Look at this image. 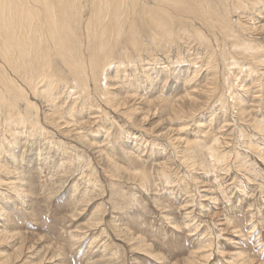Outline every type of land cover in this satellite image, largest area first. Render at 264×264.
Listing matches in <instances>:
<instances>
[{"label":"rangeland","instance_id":"1","mask_svg":"<svg viewBox=\"0 0 264 264\" xmlns=\"http://www.w3.org/2000/svg\"><path fill=\"white\" fill-rule=\"evenodd\" d=\"M43 1L2 11L76 14L85 71L89 47L117 50L111 29L134 28L140 10L158 9L153 0H107V9L75 0L84 8L75 12L74 0ZM207 1L211 16L225 11L235 35L190 18L172 39L165 33L137 49L122 37L118 46L132 58L97 64V88L92 79L74 87L57 50L37 44L34 70L54 81L40 77L31 91L14 79L34 119L9 122L0 109V264H264V1ZM47 86L45 100L38 93Z\"/></svg>","mask_w":264,"mask_h":264},{"label":"bare ground","instance_id":"2","mask_svg":"<svg viewBox=\"0 0 264 264\" xmlns=\"http://www.w3.org/2000/svg\"><path fill=\"white\" fill-rule=\"evenodd\" d=\"M24 1L25 2L28 1V3H29L30 0H0V83H1V85L3 84V89L2 90L0 89V109H3V111L5 112V115H6V119L9 122H13V121L18 122L19 121L20 123H23L24 121H30V119L32 118L33 105L28 103L27 100L24 98L23 90L20 89L19 86L16 85V83H15L16 80H14V79L19 78V79L23 80L21 82L25 83L24 86H26L31 91H32V89L37 87V84H39V83H37L38 78L40 81L42 79V82H43V80H46V81H44L45 84L51 80L54 81V79H51L53 76L46 75V73L48 71V70L46 72L44 71L45 70L44 68H46V67L43 68L44 70L41 68V71L45 72L43 74L39 73L40 71L34 70V65H32V64H33V59L37 56V54H36L37 51L35 52V50H36V47H38V46L39 47H41V46L47 47L48 45H52L53 48H55L54 50H57V52L56 51L55 52L58 56H56L55 58H57V57L60 58L62 63L65 64L66 70H67L66 74L68 75L67 77L72 78V81H74L73 84H75V85H73L74 87H77V86L78 87H88L87 82L89 79L90 80L92 79L95 87L97 88L98 78L96 75H99L97 72L99 70V68L97 67V64L103 63L104 65H107L106 62L112 61L114 59L115 55L116 56L121 55V53H123V55H125V57H127V56L129 57V54H126L127 50L126 49H120L118 46L120 44L119 41L121 40L122 37H124V43L123 44L127 45L125 47H128V46L131 47V45H134V46H136V49H137L138 48L137 45L139 46V44H140L139 42H141L144 39L145 40L148 39V41L150 43L154 42L156 40L160 41L165 33H166V36H169L172 39L175 36V34H178L179 31H182L180 29L183 27H181L180 23L181 22L187 23L188 20L190 21V18H191V20L197 19L200 23L206 25L207 27H209L208 25L212 24L213 25V27H212L213 31H216V29H218V31H220V32H228V33H232L233 35H235V33H236V31H234L233 28H230L232 26H230L229 22L227 21L228 15L226 16V13H224L225 11L223 13H221L219 10H218L219 11L218 12L217 9L215 8V9H213V12L215 14L214 17L210 15L211 6L208 5L207 0H153V1H155L156 7L158 8V9H156L157 11H153L152 9L140 10V12H141L139 14L140 17L138 15V17L140 18V19H138L139 22L137 21V19H136L137 17H136L135 21L128 23V27L130 25L132 26V24H134L136 27L133 25L134 28L125 29V31H124L123 27L119 28L118 26L117 27L115 26L111 29V32H114V34H115L114 42L116 43L115 47H117V50H114L112 48L107 49V47L105 46L106 43L104 41L106 40V38H105L106 37V31H108L109 29L106 27L105 28L103 27L101 29V31H102L101 33L104 35V38H103V35L101 34V36L103 38V44L105 43L104 46L106 48L104 46H101V44H99L100 46L97 45L98 42L96 44L98 47L97 51H93L94 49L93 50L91 49V51H89V49H90L89 46H88L89 49L86 48L88 50L89 59L87 61H85L87 64V70H88V71L87 70L85 71L84 70V69H86L85 64H83L77 60V53H78L77 49L79 50V53H81L82 48H81V46H79V44H81L82 42H81V38L79 37V34H81V33H79V34L76 33L77 32L76 26H78L80 24V23L78 24L75 21V20H77V19H75L76 14L75 15L56 16L55 11L51 8L48 9L47 6L52 5V3H54L53 1H57V3H61L63 1H61V0H49L45 4L46 6H44L47 8L44 10V12L41 11L42 12V14H40L41 17H33L34 15L31 16L32 13L31 14L29 13L28 16H27V14L25 15L27 18L26 17L25 18H23V17L22 18H14V16H13V18H14L13 19L10 15L19 14V10L13 9L17 13L12 14V7L16 5V2H20V4L22 5V2H24ZM42 1L43 0H31V2H35L36 4L37 3L42 4L43 2L45 3V1H43V2ZM76 1L74 0L75 12L78 11L77 10L78 6L82 5L81 3H79V5H78L76 3ZM225 1H228V0H218V1L215 0V3H216V5H224ZM261 1H264V0H261ZM25 2L23 4H25ZM96 2H98L99 4L102 3L101 5L105 6L106 9L112 7V4H109L107 2V0H104V1L103 0H96ZM139 2H141V0ZM139 2L135 1L133 4H136ZM252 2H254V3L258 2V0H252ZM14 3H15V5H14ZM248 3L250 4L249 1H248ZM29 4H31V3H29ZM144 5L146 6V4H144ZM40 6H38L36 9L38 10V8ZM42 6H43V4H42ZM29 7H30L29 10H32V8H31L32 6L29 5ZM27 8L25 7V9H27ZM40 8H42V7H40ZM139 8L141 9V7H139ZM168 8L171 9L170 12H172L173 16H168V14L167 15L165 14V12L168 11ZM172 8H175V10L177 12H179L180 13L179 15H181V16L176 17L175 16L176 14L175 15L173 14L174 10H172ZM23 9L24 8H21V10H23ZM83 9L81 8L79 10L83 11ZM2 10L9 11L11 13L9 15L10 19L7 16H5V15H7V13L4 14ZM98 10H100V9H98ZM37 12H39V11H37ZM94 12L96 14L93 16V18H95V20L99 21L101 19L102 13H99L97 10H95ZM147 13L150 15L149 17L144 16V14H147ZM45 14L46 15L48 14V16H45ZM79 15H81V14H79ZM119 15L122 16L120 13H119ZM119 15H118V17H119ZM23 16H24V14H23ZM29 16H31V17L28 18ZM77 17H78V15H77ZM123 17H124V15H123ZM93 18H90V20L91 19L93 20ZM102 18H104V17L102 16ZM79 19H81V18H79ZM82 19H84V18H82ZM78 21H81V20H78ZM101 23H102V21H101ZM75 24H77V25H75ZM112 25H113V23H112ZM184 25H182V26H184ZM188 25H190V24H188ZM184 27H186V26H184ZM24 28L26 29V31L24 30ZM82 28H79V30H81ZM221 28H223V29H221ZM88 29L89 28H87V34L88 35L86 33L85 34L87 35L86 36L87 37L86 42L89 45V43H93L95 41V35H94V31H95L94 29L95 28L93 30H91V27H90L89 32H88ZM45 30L47 31V33L45 32ZM193 30H195V29L192 28V30H188V31H193ZM79 32H81V31H79ZM191 34H194V33H191ZM195 34L198 35L199 33L196 32ZM81 35L83 36V33ZM98 35H100V32ZM84 38H85V36H84ZM100 38L101 37L99 36V39ZM108 40L109 39L107 37V41ZM137 43H139V44H137ZM233 43H234V47H236L238 49L241 48L244 53H247V54H249V56L253 57V55H250L251 54L250 52L253 51L252 48H248L245 44H242V43L240 44L236 40ZM37 44H38V46H37ZM91 46H93V44H91ZM107 46H109V44ZM82 47H83V45H82ZM79 48H81V49H79ZM49 49L51 50V48H49ZM49 49H46V50H49ZM136 49L132 48L131 50L136 51ZM246 49H250V50H246ZM38 52H40V54H41V50ZM207 52L209 53L208 49H207ZM133 53H131V54H133ZM136 53H137V51H136ZM256 53H257V50H256V52H254V54H256ZM79 55H82V54H79ZM48 56H49V54H48ZM84 56H86V55H84ZM97 57H102L103 59L100 58L102 61H98L96 59ZM38 59L40 62L41 59L40 58H38ZM126 59H128V58H126ZM36 60H37V58H36ZM49 60H48L49 62H47L46 64L51 65V67L56 65L57 61L54 62L52 59H49ZM42 61L40 64L43 63ZM52 61H53V63H52ZM70 62H73L74 65L71 64ZM77 62H78V64H77ZM51 63L54 65H52ZM43 64H45V62ZM55 67L56 66H54V69H55ZM104 67H106V66H104ZM58 69L59 68H57V70ZM103 69H100V70L102 71ZM8 70L11 71L12 74L14 75V77L12 79L8 76V74H9ZM50 72H52L54 74L53 71H50ZM61 72H63V71L61 70ZM56 73H58V72H56ZM81 74H83V76ZM40 77H42V78L40 79ZM54 77H56V80L58 82H62L64 80V76L62 74L54 76ZM67 77L65 75L66 79H67ZM39 80H38V82H39ZM70 83H71V81H70ZM62 84L64 85V83H62ZM56 86H57V84H56ZM60 87H63V86H60ZM97 91H95V92H97ZM35 93L37 94L38 92H35ZM38 94H40V96H42L45 100H47L48 86L45 90H43L42 92H39ZM99 95H102V94H99ZM108 95H109L108 93L107 94L105 93L103 95L104 99ZM49 98H51V94H50ZM107 99H108V97H107ZM21 100H22V102L26 103L24 113L22 111H16L15 110L17 108V103L21 104V102H20ZM108 101H109V99H108ZM110 102H111V100H110ZM189 106L191 108H193L192 104ZM181 113H183V112H181ZM32 119H34V118H32ZM33 122H34V120L32 121V123ZM36 122H38V120H36ZM34 126H35V124H34ZM162 176H163V178L166 177L165 174H162ZM141 178L144 180L146 179V177L144 175H142ZM6 234H8V233H6ZM6 237H4V238H6ZM7 240H9V239H7ZM22 244H24V243H22ZM20 250L21 249H19V251Z\"/></svg>","mask_w":264,"mask_h":264}]
</instances>
